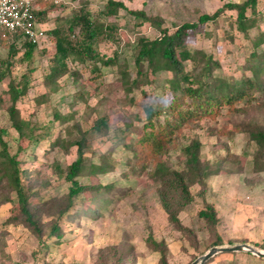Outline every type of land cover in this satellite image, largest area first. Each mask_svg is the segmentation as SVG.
Returning a JSON list of instances; mask_svg holds the SVG:
<instances>
[{
  "label": "trees",
  "instance_id": "16d2710c",
  "mask_svg": "<svg viewBox=\"0 0 264 264\" xmlns=\"http://www.w3.org/2000/svg\"><path fill=\"white\" fill-rule=\"evenodd\" d=\"M259 2L260 0L227 2L215 12L203 13L197 21L185 22L171 32L164 26L165 22L161 16H150L143 9H129L123 0H108L104 8L97 13L89 10L88 1L80 0V4L75 6L70 16L65 19L56 18V25L44 30L47 41L54 45V53L49 57V70L43 80L46 86H59L66 76H70L73 83L85 80L83 72L78 68L80 64L84 66V71L89 72L88 80L103 78L106 68L115 69L118 81L127 95L134 94L139 89L145 93V86H154L155 76L161 72L171 73L170 78L160 80L158 84L163 96L167 93L171 95L170 101L167 100L165 105L143 104L144 117L137 118L143 122V126L140 133L135 134V138L131 140L127 128H116L112 133L113 127L107 114L96 118L87 130L84 129L83 122L88 121V117L77 119L79 112L74 110L75 103H88L81 91L74 94L71 102L73 108L65 113L53 107L48 100L46 107L53 109L49 122L24 118L18 102L29 98L31 74L34 69L29 68L17 81L12 75L13 66L21 53L20 61L31 63L39 46L28 41L20 31L0 27V85L9 80V102L6 111L11 127L18 134L15 138L18 143L17 150L12 152L9 140L6 139L8 130L0 126V190L15 193L17 202L14 217L6 223L22 224L39 239L44 236L60 239L65 234L62 225L64 216L71 210H74L72 218L77 219L82 213L81 208L86 207L91 212L92 221L112 210L119 200L128 196V191L118 195L123 187H117L115 179L106 183L102 180L101 176L116 171L117 164L111 162L107 153L99 152L94 156L95 151L88 152L92 151L89 145L90 134L96 132L102 137L108 136L112 147L121 146L130 152L131 156L126 161L128 168L121 177L130 179V174L139 175L146 171L150 173L169 222L198 253L193 257V261L208 249L225 244L219 231L221 218L215 204L207 200V195L210 178L230 169L228 164L232 166L233 163H229L228 158L217 161L204 159L202 140L198 135L187 133L192 123L200 122L206 117L213 120L218 118L224 106H227L229 112L241 111L238 103L244 99L245 102L255 99L258 90L264 93V49L261 50L264 46V30H261L264 25V10L259 9ZM36 4L41 7H35L33 19L40 25L45 23L50 12L65 6L66 2L56 4L51 0H35ZM121 10L128 11L134 18H138L140 23H148L160 33L152 39L143 35L137 38L132 50V65L125 58L121 61L120 49L115 50L113 54H107L99 47L101 40L111 43L120 41V26L111 18L117 16ZM227 10L237 12L236 24H233V27L238 32L249 37L251 30L258 31L252 38L254 50L250 54V64L246 66L252 76L242 75L234 78L218 74L217 70L222 68L220 60L191 42V38L202 30L203 25L216 22ZM1 49L5 50V54L1 53ZM129 101L135 104V96ZM35 106L36 111H39L40 104ZM76 130L80 132L79 135L73 133ZM232 130L244 134L257 146L253 157V170L263 171L264 124L257 121L238 123ZM186 138L188 143L183 145L182 139ZM22 139L28 140L26 147L21 145ZM74 147L76 158L72 162L66 167L59 163L51 167L53 175L62 176L70 182L68 192L62 196H43L51 183L49 176L41 178L39 173L33 175L31 169L25 166L21 155L27 153L29 148L32 149L28 154H32L33 159L60 151L68 155ZM177 149L181 156L185 157L181 169L172 165L171 152ZM80 176L90 177L92 181L81 183L78 180ZM94 177H97L96 182L93 181ZM194 186H199L196 193L192 190ZM197 197L204 201V207L199 210L198 216L205 221L213 239L203 252H200L196 230L184 225L181 219L182 212ZM9 201L10 196L0 202ZM77 205H80V210L75 209ZM45 214L55 215L56 218L47 225L44 222ZM145 242L148 248L160 254L158 264H170L169 246L165 239L159 240L150 232ZM130 254L131 250L117 254L116 248L112 246L106 255L102 253L98 264H127L126 260ZM237 254L238 252L220 253L205 264H228L233 260L227 256ZM246 254L254 256L248 252ZM258 259L264 263V257ZM134 263H137L135 259L131 264Z\"/></svg>",
  "mask_w": 264,
  "mask_h": 264
},
{
  "label": "rangeland",
  "instance_id": "374dc122",
  "mask_svg": "<svg viewBox=\"0 0 264 264\" xmlns=\"http://www.w3.org/2000/svg\"><path fill=\"white\" fill-rule=\"evenodd\" d=\"M83 1V0H82ZM88 1V8L94 13L99 12L108 0H85ZM129 9H143L150 16H161L164 26L171 32L178 25L185 22H195L203 13H213L227 2L244 0H124ZM65 6H60L53 10L52 16L45 22L52 25L58 17L65 19L71 15V11L80 4V0H65ZM36 4V8H40ZM259 9L264 10V0H260ZM120 26L119 42L111 43L101 40L100 49L113 54L120 49L121 61L127 59L133 64L132 50L136 40L140 35L148 38H155L160 33L150 26V24L140 23L138 18H134L128 11L121 10L120 13L111 18ZM237 12L227 10L216 22H209L202 26V30L191 38L193 45L202 48L209 54L216 56L222 68L217 70L218 74L238 78L240 76H252L251 71L246 69L250 64V54L254 50L252 38L257 34V30L250 31L249 37L234 29ZM51 25V26H52ZM50 25H39L40 28H49ZM264 30V25L262 29ZM264 46L261 47V50ZM5 54V50L1 49ZM54 53V45L46 41L39 46L33 55L32 62H22L19 57L15 60L12 75L19 81L22 75L33 68L31 74V90L29 98L18 102L22 116L26 119L49 122L52 118L53 109L46 107V102L58 108L61 112L72 110L71 102L76 92H83V98L88 99V103L79 101L74 104V110L78 111L76 116L79 119L87 116L88 121L83 122L84 129H88L90 124L98 117L107 114L110 117L112 133L118 129H126L129 139L135 138L143 126V122L137 118L144 117L143 104L154 103L165 105L170 101L171 95L158 88L160 80L170 78L171 73L161 72L154 77V86L144 87L136 90L134 94L127 95L118 81L117 73L111 68H106L103 78L89 79L90 74L84 71V66L79 65V70L84 74L85 80L73 83L70 76L64 77L59 86H46L43 84L44 76L49 70V57ZM8 82L5 80L0 85V126L8 130L6 139L12 152L17 150L18 143L15 138L18 136L16 130L11 127L6 106L9 102ZM60 88V89H59ZM59 89V90H58ZM57 90V91H56ZM97 90V91H96ZM97 92V93H96ZM99 95H96V94ZM135 96V104L130 102V98ZM244 99L238 106L241 111L229 112L224 106L222 113L215 120L208 117L197 123H192L188 129L189 135H198L203 142L204 159L222 160L228 158V170H223L221 174L214 175L209 180V191L207 200L215 204L221 224L219 226L225 244L250 243L264 250V170L256 172L253 170V157L257 151V146L250 142L248 138L239 132L232 130L233 126L244 122H260L264 124V93L256 91L255 99L245 102ZM188 101V99H187ZM35 104H40V110L36 111ZM164 116L161 117V120ZM71 133L73 131H70ZM79 135L78 130L74 131ZM114 137V136H113ZM21 145H28L27 139L21 140ZM93 153L97 156L99 152L107 153L111 162L116 163L115 172L101 176L102 180L115 181L117 187H123L118 195L128 191V196L119 200L118 204L109 212L103 214L96 220L90 219V214L86 207L77 205L75 209L82 213L77 219L72 218L74 210L66 214L62 223L65 234L60 239L58 237L37 238L28 228L22 224L6 223L14 217L16 210L15 193L11 194L5 189L0 190V201L10 196L11 201L0 202V264H98L102 253L105 255L109 248L114 246L118 253H125L131 250L130 257L126 260L131 264L136 260V264H158L160 254L147 247L145 239L152 232L157 239H165L169 246L170 264H190L193 257L198 253L183 239L181 233L177 231L169 222L167 213L162 207L156 192V183L152 180L148 171L139 174H130V179L121 177L127 170L126 161L131 156L130 152L123 147H112V141L108 136H100L99 133L90 134L89 142ZM188 143V138L182 139V144ZM29 148L27 153L21 155L26 167L31 169L33 175L49 176L50 186L44 191L45 197L62 196L68 192L70 182L62 176L53 175L51 170L55 163L66 167L76 157V147L68 155L62 151L55 152L45 157L33 159ZM26 154H28L26 156ZM172 165L181 169L184 166L185 157L180 151H172ZM90 155V154H89ZM34 156V155H33ZM97 159V157L95 158ZM264 161V160H263ZM153 168V164H152ZM264 168V166H263ZM129 176V174H127ZM81 183H88L92 180L87 176H80ZM97 177L93 181L96 182ZM130 187V189H128ZM126 188V189H125ZM199 186L192 188L196 193ZM81 199H79L80 202ZM91 206H95L94 204ZM204 207L201 197L188 205L182 212L181 219L184 225L194 228L200 242V252H203L213 241L211 233L203 219H200L198 212ZM112 206H110V209ZM56 218L55 215L45 214L44 222L49 225ZM209 250V249H208ZM207 250V251H208ZM200 256V255H199ZM249 256L246 252H238L237 255H228V264H264L258 256ZM135 264V263H134ZM218 264H223L218 262Z\"/></svg>",
  "mask_w": 264,
  "mask_h": 264
},
{
  "label": "built area",
  "instance_id": "2783aa9c",
  "mask_svg": "<svg viewBox=\"0 0 264 264\" xmlns=\"http://www.w3.org/2000/svg\"><path fill=\"white\" fill-rule=\"evenodd\" d=\"M51 1L59 4L65 0ZM35 7V0H0V27L20 31L28 41L41 46L47 37L33 19Z\"/></svg>",
  "mask_w": 264,
  "mask_h": 264
},
{
  "label": "water",
  "instance_id": "95a60500",
  "mask_svg": "<svg viewBox=\"0 0 264 264\" xmlns=\"http://www.w3.org/2000/svg\"><path fill=\"white\" fill-rule=\"evenodd\" d=\"M224 252H248L258 257H264V250L250 243L223 244L210 248L204 254L196 258L191 264H205L214 256Z\"/></svg>",
  "mask_w": 264,
  "mask_h": 264
},
{
  "label": "crops",
  "instance_id": "0c3cea01",
  "mask_svg": "<svg viewBox=\"0 0 264 264\" xmlns=\"http://www.w3.org/2000/svg\"><path fill=\"white\" fill-rule=\"evenodd\" d=\"M123 1H124V0H123ZM124 2H125V1H124ZM52 13H53V12H50L49 15H48V17H51V16H52ZM42 25H50V26H48V27H49L48 29H51V28H53V27L56 25V21L54 20V24H53V25H52L51 23H49V22H48V23H47V22H45V23H41V26H42ZM51 25H52V26H51ZM44 29H47V28H44Z\"/></svg>",
  "mask_w": 264,
  "mask_h": 264
}]
</instances>
